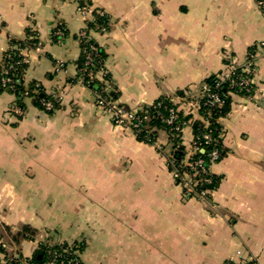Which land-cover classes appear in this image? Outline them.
Listing matches in <instances>:
<instances>
[{"label":"crops","instance_id":"1","mask_svg":"<svg viewBox=\"0 0 264 264\" xmlns=\"http://www.w3.org/2000/svg\"><path fill=\"white\" fill-rule=\"evenodd\" d=\"M80 1L91 4L88 13ZM257 1L0 0V57L9 38L32 30L41 51L27 53L26 82L47 94L61 86L55 111L25 100L20 118L8 112L13 95L0 93V246L28 260L41 244L76 241L82 264H264V15ZM92 9L110 19L108 31L91 35L124 108L166 97L197 118L203 82L227 59L256 65L251 97L231 96L218 120L225 156L211 166L220 181L209 197L183 195L168 169L174 150L166 132L154 144L139 142L71 82L76 37ZM59 26L66 35L56 42ZM56 63L65 70L55 73ZM181 141L188 151L191 126ZM25 226L32 239L16 237Z\"/></svg>","mask_w":264,"mask_h":264},{"label":"trees","instance_id":"2","mask_svg":"<svg viewBox=\"0 0 264 264\" xmlns=\"http://www.w3.org/2000/svg\"><path fill=\"white\" fill-rule=\"evenodd\" d=\"M79 5H85L88 8L91 7V4L88 1H80ZM90 12L91 19L87 20L85 28L82 30L84 32V36H80L78 34L76 37L80 51L79 57L75 63L76 71L78 76L82 75L85 79H89V72L94 74L98 71L105 70L104 62L106 54L104 50L95 42L91 32L103 33L108 31L110 26L109 16L105 12L100 9H92ZM65 35L66 32L61 26L56 27L53 30V39L56 42H60ZM37 43H39L37 34L29 29L26 31L25 37L22 40L9 38L8 44L11 48L5 50L0 57V93L6 92L13 95L14 103L23 110L25 108L24 96L29 98L32 105L43 111L44 109L41 107L40 101H52L54 104L53 109L45 111L46 113L51 114L59 107V103L53 101L51 96L45 93L43 87L37 81L25 82L21 78L22 71L26 69L27 65L21 61L22 57L20 55V50L32 48ZM3 78L9 79V83L7 85L2 84ZM90 81L94 92L101 93V95L112 101H117V96L114 89L111 88L108 74L102 78V81L96 78H92ZM71 82L76 83V78L72 79ZM202 86L208 87L211 93H216L221 96L224 101L223 106L219 108L210 107L204 104V99H200V105L197 108L198 117L194 118L191 113L184 114L181 110H179L170 98L161 97L154 101L151 105L142 107L136 111V115L141 120L140 132L135 136L139 142L154 144L156 142L158 131H164L167 133L169 142L172 144V148L174 150L172 153L173 165L168 166L170 171L176 169L180 174L183 172H192L190 167L185 166L182 163L186 151L182 146V131L174 130L177 125L187 122V125L191 126L192 129V142L200 144L198 145V148L203 149L202 153L199 150L195 151L189 161L193 162L201 158L204 161V165L207 166L209 162L208 154L214 149L220 150L221 147H223L220 138L222 129L218 120L227 113L231 96H247V94L252 95V93L239 91L237 87H230V81L226 80L224 82H220L218 74L211 75L206 78ZM108 87L110 89L106 91V88ZM179 95L181 96L182 94L180 93ZM172 111L175 112L177 118L173 120L171 124H167L166 119L169 118ZM206 133L211 135V141L208 144H204L203 140V135ZM176 153H181L179 159L174 157ZM220 154L221 160L225 156L224 148ZM197 177L208 178L199 170H197ZM209 179V182H201L196 186L197 192L202 190L208 191L205 197H209V194L217 188L220 181L219 177L215 175L209 177ZM176 183L179 185L178 181H176ZM33 236L34 231L26 226L16 234V237L21 239H32ZM82 249L81 243L76 241L72 243L63 242L53 246L41 244L32 257L25 260L18 253L7 257L0 247V264H22L23 262H27L29 264H45V262L49 259V251H55L58 254H61V256L56 259L55 264H65L70 259L75 258L79 259V264H82L79 258V254Z\"/></svg>","mask_w":264,"mask_h":264},{"label":"built area","instance_id":"3","mask_svg":"<svg viewBox=\"0 0 264 264\" xmlns=\"http://www.w3.org/2000/svg\"><path fill=\"white\" fill-rule=\"evenodd\" d=\"M257 7L261 11V13L264 15V0H258L257 1ZM79 10L82 13H88L89 8L85 5L80 6ZM80 36H84V32L80 31ZM261 48H264L262 44H260ZM10 45L8 44L7 49H10ZM6 49V50H7ZM29 51H35L39 53L41 51V44L37 43L34 47L29 49H21L20 55L22 57V63L26 64L28 66L29 59L27 57V53ZM27 69V67H26ZM22 71L21 78L26 82L25 80V72ZM65 70L63 63H56L54 66V72L58 73ZM5 74V72H4ZM105 70L98 71L96 73H88L89 79H85L84 76H78L77 71L75 74L76 83L80 84L81 86L85 87L89 91H91L94 95V106L100 112L102 115L109 118L111 123H113L116 126L127 128L131 130L134 136H136L140 132V119L136 115L137 109H126L123 106H120V104L117 101H112L110 99H107L105 96L101 95V93L94 92L91 87V79L96 78L100 81H102V78L106 75ZM255 77H256V65L253 63L251 59H247L244 62H239L238 60L230 57L227 59L223 70L218 73V79L220 82L224 81H230V87H237L239 91H243L245 93H252L255 91L256 84H255ZM73 78V79H74ZM9 83L8 78L2 79V84L7 85ZM61 90V86H56L55 91H53L51 94H48L51 96L52 100L56 103H59L61 100V95L59 91ZM106 91H108V88H106ZM199 100L204 99V104L208 105L210 107H222L223 106V98L219 96L216 93H211L209 88L206 86H202L200 91ZM246 97H251V95L247 94ZM25 100H29L28 97L24 96ZM199 102L194 103L195 108L197 109L200 105ZM41 107L44 109V111H50L53 109V102L52 101H40ZM9 113L14 115L17 118H20L24 114V110L21 109L17 104L13 103L12 107L9 109ZM177 118L175 112H171L168 119H166L167 124H171L173 120ZM188 123L183 122L181 125H177L174 130L179 131L183 129L184 126H186ZM220 138H222V133L220 135ZM204 144H208L211 141V135L209 133H206L203 135ZM200 144H196L195 142H192L191 147L188 151H186L182 163L185 166L190 167L191 173H179L178 170L173 169L171 172L173 174V177L176 181H178L179 185H181L183 190V195L185 197H198V198H204L205 195L208 193V191H196V186L201 182H209V177L213 176L211 172V166L215 163L220 161V153L223 150V147H221L220 150L214 149L208 154V165H204L203 159L199 158L196 161L190 162V158L195 153V151L203 152L202 148H198ZM167 165H173V157L172 154H170L167 158ZM181 168V167H180ZM197 170H199L202 174L206 175L208 178H201L197 177ZM3 250V252L7 255V257L12 256L15 254V251L12 246L7 244H2L0 246ZM61 254H58L55 251H49V259L45 262V264H55L56 259L59 258ZM65 264H79V259H70ZM223 264H256L255 261L249 259V260H243L240 262L233 261L232 259H228L224 261Z\"/></svg>","mask_w":264,"mask_h":264},{"label":"water","instance_id":"4","mask_svg":"<svg viewBox=\"0 0 264 264\" xmlns=\"http://www.w3.org/2000/svg\"><path fill=\"white\" fill-rule=\"evenodd\" d=\"M223 108H225V107H223ZM180 155H181V153H176L174 157L177 158V159H179L180 158Z\"/></svg>","mask_w":264,"mask_h":264},{"label":"rangeland","instance_id":"5","mask_svg":"<svg viewBox=\"0 0 264 264\" xmlns=\"http://www.w3.org/2000/svg\"><path fill=\"white\" fill-rule=\"evenodd\" d=\"M9 112V111H8Z\"/></svg>","mask_w":264,"mask_h":264}]
</instances>
